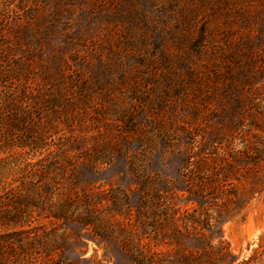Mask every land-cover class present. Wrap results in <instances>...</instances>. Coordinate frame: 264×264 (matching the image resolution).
<instances>
[{
	"label": "rangeland",
	"instance_id": "1",
	"mask_svg": "<svg viewBox=\"0 0 264 264\" xmlns=\"http://www.w3.org/2000/svg\"><path fill=\"white\" fill-rule=\"evenodd\" d=\"M0 264H264V0H0Z\"/></svg>",
	"mask_w": 264,
	"mask_h": 264
}]
</instances>
